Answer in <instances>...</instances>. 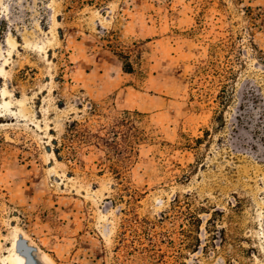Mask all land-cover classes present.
Wrapping results in <instances>:
<instances>
[{"label":"rangeland","instance_id":"374dc122","mask_svg":"<svg viewBox=\"0 0 264 264\" xmlns=\"http://www.w3.org/2000/svg\"><path fill=\"white\" fill-rule=\"evenodd\" d=\"M69 6L0 0V264H264V0ZM94 103L145 114L125 184L60 151Z\"/></svg>","mask_w":264,"mask_h":264},{"label":"trees","instance_id":"16d2710c","mask_svg":"<svg viewBox=\"0 0 264 264\" xmlns=\"http://www.w3.org/2000/svg\"><path fill=\"white\" fill-rule=\"evenodd\" d=\"M69 8L80 7L84 4H102L105 0H67ZM2 21L1 27L4 25ZM113 33L108 36L113 39ZM115 53L123 59L124 69L133 71L130 62L128 45L118 40H109ZM91 118L83 120L74 119L67 123L60 151L72 160H78L82 147L91 146L105 152L106 159L110 162L109 168L121 180L127 182V170L137 153V144L147 139L144 129L138 124L142 122V112L137 110H123L114 112L111 107L92 105ZM198 138L197 142H201ZM131 220V219H127Z\"/></svg>","mask_w":264,"mask_h":264},{"label":"bare ground","instance_id":"6f19581e","mask_svg":"<svg viewBox=\"0 0 264 264\" xmlns=\"http://www.w3.org/2000/svg\"><path fill=\"white\" fill-rule=\"evenodd\" d=\"M21 245L23 246L22 248H21ZM34 248H36V247H32V246H30L29 244H25L22 240H19L18 241V243H17V252L18 253H23V255H25L27 258H31V254L29 253H26V251L27 250H29V249H34ZM38 249V248H37ZM32 254H35L34 252L32 253ZM36 258H37V256H36V254L33 256V262L36 264L37 263V260H36ZM23 260V259H22ZM22 260L20 261L19 260V263L20 264H22ZM13 263V262H12ZM15 263H16V261H15ZM30 264V263H29Z\"/></svg>","mask_w":264,"mask_h":264}]
</instances>
